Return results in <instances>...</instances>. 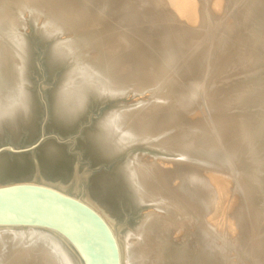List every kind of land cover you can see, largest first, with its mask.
I'll return each mask as SVG.
<instances>
[{
    "label": "rangeland",
    "instance_id": "1",
    "mask_svg": "<svg viewBox=\"0 0 264 264\" xmlns=\"http://www.w3.org/2000/svg\"><path fill=\"white\" fill-rule=\"evenodd\" d=\"M149 1L153 3L156 0ZM217 1L195 0V2H197L195 13L197 19L195 21L189 19V16L186 14L182 15V13L173 10L167 2L166 6L169 5L168 10L171 11L174 18L171 17L169 21L159 20L157 22L159 29L171 27L172 31H170L171 29L168 30L170 34L165 31L167 32L165 34L163 30H160V34L157 35L159 38H156L163 40L164 37L171 36L170 44L172 45L176 44L177 39L182 38V46L188 47L186 48L188 50L187 56H196L198 61L197 64H201L202 68H204V70L201 71L202 73H199V76L204 75L205 72L207 73V75L201 76L199 80H205V83L211 81V85L208 88L212 89V96H207L206 99L213 101L214 105L209 110L204 106L205 97H202L200 94H197L195 100L182 104L183 106H173L174 97L181 92V97L185 98L187 94V92H184L186 91V86L193 80L192 78L197 79L198 76L193 75L190 77L191 75H185L182 79L180 77H175V75L172 79L169 78V76H159V74L163 72L160 69L161 67H159L160 65H158V63H161V61H159L161 58H159L160 56L156 51L146 44L147 41L152 40V37L140 38V36L132 31L131 27L120 26L118 24L119 19L116 17L117 14L114 12L115 10L113 11L112 9L111 11V9L105 8L101 1H99L97 5V2L92 3L90 0H0V39L4 43L5 50H3V52L9 55L13 52V49H15L14 43L10 40L11 32H16V34L21 35L23 39L26 37L24 41L25 43L27 41V53L30 55L29 62L27 63V67H30L28 72H26L27 80L29 84H31L30 86L37 99L38 108L41 110L38 116L37 136L30 137V132L23 133L16 140L13 139L12 135L7 133V136L5 135L4 138L0 139V157L7 156L13 159L24 157L25 159L31 160L34 165L36 164L34 166L35 170H40V158L42 157L43 146L48 143H56L58 146L64 147L67 155L76 160L77 163V167L75 166L72 170V175H70L71 184L69 187H62L54 182L45 180L40 175V171L26 178L12 177L5 183L0 184V187L16 184H35L55 189L86 203V192L92 179L99 174L112 173L117 164L123 161L125 157L108 165L94 167L90 161L85 159V153L81 148V144L86 142L88 134L93 132L96 124L103 117H106L109 112L121 110L123 108L124 110H131L139 119L134 121L138 128L142 129V127L148 123V126L146 125L145 128H150V135L157 136L158 138L161 137V140L163 139V141L168 143L171 142V144L172 142L175 144L177 143L176 145L181 149L194 150L193 153H195V156L189 158L194 163L189 162V164L197 166V175H203L204 180H202V182L205 181L204 183L200 182L196 187L192 185L195 191L190 189V184L193 183L189 181H185L183 183V189L181 188V190H179L178 187L182 184L181 180L168 178V175H170L168 171L171 172L170 169L163 171H158L156 169V172L154 170L155 173L153 172V174L155 178H152L151 185L153 184V186H155V189H153L156 190L157 193L160 189L158 194H163L167 197L170 195L174 197L175 195L176 201L182 203L185 212L188 210L186 202L191 201L190 191H192L196 204L191 205H194L197 209L199 208V224H191V216L189 217V215L187 216L183 213L185 216L183 217L182 211H179L178 214H182L183 217H181L180 221L184 223V221L187 220L189 225L191 224L193 227L190 226L191 229H189L187 227L188 223L185 222L187 225L184 223L185 225L180 227L181 232L180 229L175 232L176 235H178V239L185 240L186 237V240H188L189 237H191V242H197L196 244L198 247L191 253V257L196 260L195 264H264V183L261 182L262 179V181H264V173H262L264 172V170L262 171V169H264V164H262L264 163V0ZM24 5L26 7H24ZM73 6L75 8H72ZM94 7L98 8H95V11L92 12L91 10ZM210 10L216 15H212ZM66 11L70 12V14ZM82 11L87 12V15L80 16ZM177 12L180 14H177ZM205 14L210 17L205 16ZM65 15H67L68 18ZM100 16L103 18L102 21L96 22L95 20H99ZM204 18L206 20H204ZM213 18L214 21L212 20ZM208 20H210L209 23ZM204 24L207 26V29ZM45 27L59 32L57 36H60H56V40L64 43L68 42L72 50L80 49L79 52L81 51L85 58L83 59L93 64V70L102 72L109 67H113L117 72L115 79L118 81L119 91L122 92L118 94V97L116 96L114 99H108L103 104L91 108L86 118L80 121L81 125L79 122L78 125L67 134H61L53 129H49L51 123L50 94L56 89L59 81V73L58 71L51 72L48 69L47 64L50 58V42L41 41L37 34L39 29L45 30ZM173 28H175V31ZM203 30H207L206 34L202 33L204 32ZM176 31L178 32L176 33ZM183 32L186 33L183 34ZM198 34L201 35L198 37ZM193 35L197 37L194 38L192 37ZM185 42L186 45L184 44ZM240 48L242 49L240 51L242 55L240 54L241 56L239 58L237 57V52ZM163 52L162 56L171 54V51ZM256 55L258 56L257 59L260 60L261 58L263 61L257 60V63L254 64V62L251 61V57L253 58V56ZM181 64L182 63L177 62L176 67H180ZM205 66L207 69H205ZM251 89L256 90V97L253 95V92L250 91ZM160 90H162V93ZM116 91L118 90L116 89ZM155 112H159L160 114ZM155 114L156 116L154 117ZM161 114L166 115L167 122H162L160 118H157V116L160 117ZM225 125L227 126L225 136L227 143L230 145L226 144L230 148L225 150V154L227 156L232 154V157L231 155L228 157L233 159L232 161L235 165L239 164L238 161L239 159L241 161V157H244L243 159H247V161L252 159L253 161H250L251 163L248 162L249 165H251L249 166L248 173L241 171V169L239 170L238 166L233 168L231 164H227L228 167L223 165V160L217 154L215 156L218 159L216 162H213L216 165H206L203 161L208 157L209 149H212L217 144L216 140L220 139H217V136L213 135L214 127L223 128ZM170 128H172V130ZM251 129H254V131L252 132ZM181 133L185 134L182 135ZM204 133L207 134L209 138L199 140ZM180 135L185 137L181 136V139ZM250 137L256 139L253 141L254 147L252 146L255 154L253 151L249 150V142L247 139ZM230 149L232 151H229ZM247 154L249 158H247ZM251 154L257 156L253 157ZM260 157L261 160H258ZM214 165L215 167H213ZM199 168L204 169L205 172H202L203 170L201 171ZM253 168L254 170L252 173ZM190 169L191 168L187 166V168H184L181 172L186 175ZM209 169H213L214 174L212 173L213 170L210 171ZM238 171L240 174L242 172L246 175V177L242 175L244 180L241 178L242 176L240 177L241 179L239 178ZM255 174L256 176H254ZM258 176H260V178ZM245 179L247 180L245 181ZM176 182L177 184L175 185ZM156 183L158 185H156ZM203 185L204 187H202ZM204 190H206V192ZM172 192H176V194ZM261 193L263 194L261 195ZM251 199L255 201L253 202ZM209 201L214 203L209 212V216H213L211 220L213 228H210L211 225L205 222L204 217H202V211H205V205ZM148 209H150V206ZM184 230L188 232V236ZM205 239L208 240V243ZM202 240L206 241V244H204ZM209 241H212V243L210 244ZM0 248L3 255L13 252L12 244H8L5 247L0 245ZM217 250L220 252L215 255L214 253ZM137 251H139V254H137L135 264H142L147 259V254L143 251L140 252V248ZM5 263L8 264L7 262ZM171 264H174V262Z\"/></svg>",
    "mask_w": 264,
    "mask_h": 264
},
{
    "label": "bare ground",
    "instance_id": "2",
    "mask_svg": "<svg viewBox=\"0 0 264 264\" xmlns=\"http://www.w3.org/2000/svg\"><path fill=\"white\" fill-rule=\"evenodd\" d=\"M90 1H92V3L97 2V5L98 2L101 1L105 8H109V10L111 9V11L112 9L113 11L115 10L114 12H116L115 14H117L116 17H118L119 19L118 24L120 26L131 27L132 31L138 36H140V38L152 37L151 38L152 40L147 41L146 44L149 45L154 51H156L157 54L160 56L159 58H161V60H159L161 61V63H158V65H160L159 67H161L160 69L163 72L159 74V76H163V77L169 76V78L171 79L174 75L175 77L177 78L180 77L181 79L185 75H191L190 77H192L193 75L198 76L197 79L192 78L193 80L189 82V84L186 86V91L184 92H187V94L185 98L181 97V92H179V94L176 97H174L173 106L175 107L183 106L182 104L189 103V101L191 100H195L197 94H200L202 95V97H205L204 106L209 110L212 108L214 102L210 101L209 99H206L207 96H212L213 91L212 89L208 88L211 85V81L205 83V80L202 81L199 80L201 76L207 75V73L205 72L204 75L199 76V73L203 71L204 68H202L201 64L200 65L197 64L198 62L197 57L196 56L190 57L189 55L187 56L188 50L186 48L188 47L182 46L183 43V40H181L182 38L177 39L176 44L172 45L170 44L171 36H166L164 37L163 40L158 39L159 37L157 36L161 32L160 30H163L164 33L166 34L167 32H169L168 30L171 29V27L170 28L164 27L163 29L161 28L159 29L157 26V22L159 20L169 21L171 20V17H173L171 11L168 10L169 5L172 7L173 10L182 13V15L186 14L187 16H189V19L195 21L197 19V16L195 14L197 2H195V0H156V1L154 0L155 2L153 3L149 0H90ZM228 2L230 1L228 0ZM166 3L169 5L166 6ZM17 5H21V4H17ZM24 7L26 6L24 5ZM72 8L75 7L73 6ZM95 8L98 7H94L91 11L92 12L95 11L94 10ZM66 12L70 14V12L68 11ZM178 12L177 14H180ZM211 14L214 15L212 11ZM86 15L87 12L84 11H82L80 14V16H86ZM65 16L67 17V15ZM205 16L210 17L207 14H205ZM102 19H103L102 16H100L99 20H95V21L101 22ZM204 20L206 19L204 18ZM210 20H208V23ZM212 20L214 21V18ZM205 24L204 26H206ZM173 29L175 31V28ZM170 31H172V29ZM177 32L178 31H176V33ZM186 32H183V34ZM206 32L207 30H205L202 33L206 34ZM58 33H59L58 31L51 30L48 27H45V30L39 29L37 32L41 41L50 42V46H49L50 58L47 64L48 69L51 72L58 71L59 73V81L56 86V89L53 90L50 94L51 123L49 129L50 130L53 129L61 134H67L71 132L78 125L80 121L86 118L91 108L99 104H103L108 99L111 98L114 99V97L116 96L118 97V94L122 92L119 91L118 81H116L115 79L116 77L115 75L117 72L113 67H109L106 70L102 69L103 70L102 72L93 70V64L89 61L84 60L85 59L84 55L81 53V51L79 52L80 49L75 50L73 48L74 50H72L69 47L70 44L68 42L64 43V42H60L59 40H56L55 37L57 36ZM14 34H16V32L14 31L10 33V40L12 41V43H14L15 49H13V52L9 55L3 52V50H5L4 43L0 39V139L4 138V136L7 133H9L10 135H12L13 139L17 140L18 137H20L23 133L30 132L29 133L30 137L37 136V127H38L37 125L39 120L38 116L41 110L40 108H38L37 99L30 86L31 84H29L27 80L26 72H28L30 68L27 67V63L29 62L28 60L30 55H28L27 53L28 51L27 50L28 46L26 47L27 41L26 43L24 41L26 37L24 36L25 38L23 39L21 35L19 34L14 35ZM168 34H170V32ZM199 35L201 34H198V37ZM59 36L60 35H58L57 37ZM192 37L195 38L197 36L193 35ZM184 44L186 45V42ZM241 48L237 52V57L239 58L242 55L240 53V51L242 50ZM163 51H171L170 52L171 54L162 56V53H164ZM257 57H258L257 55L253 56V58L251 57V61H253L254 64L257 63V60L263 61V59L260 58L259 60L257 59ZM177 62L182 63L180 67H176ZM205 69H207L206 66ZM116 89L119 92L116 91ZM161 91L162 90H160V92ZM250 91L253 92V95L255 97L257 96V92L255 89H251ZM159 112H155V113H159ZM133 113L134 112H132L131 110H124V108L121 110H116V111L114 110L112 112H109V114L106 115V117H103L96 124L93 132L88 134L86 142L81 144L82 146L81 148L84 150L85 153V159L90 161V163L94 167H101L103 165H108L122 157H125L123 161L117 164L116 168L112 173L99 174L94 179H92L91 183L89 182L90 186H88V190L86 192L87 194H86L85 202L87 205L93 208L98 214H100V216L107 222V224L113 230L120 249L121 264H135L137 254H139V251H137L139 248H140V252L143 251L144 253L147 254L146 255L147 259L142 264H171L172 262H174V264H195L196 260L191 257L192 256L191 253L193 252V250H196V248L198 247V245L196 244L197 242L196 243L191 242L190 241L191 237H189V239L187 237L188 240H186L185 236H184L185 240H181L180 238L179 240L178 235H176L175 232L176 230L180 229V227L185 225L186 224L185 222H187V220L184 221L185 223L184 224L182 223V221H180L183 213L186 214L187 216L189 215V217L191 216L190 217L191 224L192 223L195 224L197 223V225L199 224V212H198L199 208L197 209V207L195 208L194 206L196 202L194 201V196L192 191L193 190L195 191V189L193 188L194 186L196 187L200 182L204 183L205 181L202 182V180H204L203 175L201 174L197 175V166H193L189 164V162L194 163L192 160L189 159L195 156L194 155L195 153H193L194 150L192 151L190 149H185V148H183L184 149L183 150L176 145L177 143L175 144L172 142L171 144V142L168 143L166 141H163V139L161 140V137L158 138L157 136L150 135L149 133L150 128L148 127L145 128L146 125L148 126V123L146 125L142 124L144 125V127L141 126L142 129L138 128V126L134 123V121H137L139 119ZM155 116L156 114L154 115V117ZM157 118H160L162 122H167L166 115L161 114L160 117L157 116ZM226 127H227L226 125L223 128L214 127L213 135L217 136V139L218 138L220 139L218 140L215 139L217 141V144L212 149H209L208 157L205 158L203 161L206 163V165L215 164L213 162L217 161L218 158H216L215 156L217 154L223 160L224 163L223 165L227 166V164H231L233 168L238 166L239 170L241 169V171L248 173L249 166H251L249 165V163L253 161L252 159L250 160L251 161L250 162L247 161V159H243L244 157L243 158L241 157V161L240 159L238 161L239 164L235 165V163L232 161L233 159H230L228 157L230 155L232 157V154L228 156L225 154L226 153L225 150L230 148L229 147L230 145L229 143H227V139L225 136ZM170 129L172 130V128ZM251 131L253 132L254 129H251ZM182 135H180V138ZM200 138L201 139L199 138L198 139L205 140V138H209V136L204 133L203 136ZM255 140L256 139L253 137L247 139V141L249 142L248 146L250 151H253L254 149L252 148V146L254 147L253 141ZM226 144H228L229 146ZM43 147L44 148L42 149V157L40 158V163H41L40 170H35L34 166L36 164L34 165V163L31 160L25 159L24 157L17 159L9 158L7 156L0 157V184L5 183L12 177L26 178L33 176L34 174L37 173V171H40V175L45 180L54 182L62 187H69L71 184L70 175H72L73 173L72 170L75 168L77 164L76 160L70 158L66 153V149L64 147L58 146L56 143H48ZM229 151L232 150L230 149ZM254 156L257 155H253V157ZM247 158H249V156ZM258 160H261V157ZM215 165L213 167H215ZM187 166H189L191 169L186 175H184L182 174L181 171L184 170V168L186 169ZM156 169L158 171L170 169L171 172L168 171L170 175L167 174L168 178H172L173 180H181L182 184L179 185L178 187L179 190H181V188L184 185L183 183L185 181H189L193 183L190 184V189H192V191H190L191 201L186 202V206L188 209L186 210V212L182 207V203L176 201L175 195H174L175 198L171 197L172 195L167 197L166 195L158 194L160 192L159 191L160 189L158 190V193L156 190H154L155 186H153V184L151 185V182H152V178L153 177L155 178L153 172L154 170L156 172ZM253 170L254 168L252 169V173ZM263 170L264 169H262V171ZM201 171L205 172L204 169H201ZM212 173L214 174V170ZM242 175H244L242 172L241 174L239 173L238 174L239 178ZM244 176L246 177V175ZM254 176H256V174ZM258 177L260 178V176ZM241 178L243 179L244 177L242 176ZM246 180L247 179H245V181ZM262 180L261 182L264 183V181ZM177 182L175 183V185L177 184ZM156 185L158 184L156 183ZM202 187H204V185ZM204 191L206 192V190ZM172 193L176 194V192H172ZM263 193H261V195ZM252 201L254 202L255 200ZM191 204L194 205L192 206ZM213 205L214 203L212 201L207 202L205 205V211H202L203 212L202 217H204L205 222H208V224L211 225L210 228H213V225L211 224V220L213 216H209L210 215L209 212L211 211ZM149 206L150 209H148ZM179 211H182L181 215L178 214ZM184 214L183 217H185ZM187 223H188L187 227L191 229L190 226L192 225L191 224L189 225V222ZM185 233L187 235L188 232L185 231ZM203 242L204 244H206L205 243L206 241ZM209 242L210 244L212 243V241ZM8 244H12L13 252H9L7 253V255H3L2 252L0 251V264H6L5 262H7L8 264H83V261L81 260L80 256L77 254V252L72 248V246L68 242H66L62 237L48 230L34 229V228H0V245H2V247H5ZM219 252L220 251L217 250L214 254L215 255L219 254Z\"/></svg>",
    "mask_w": 264,
    "mask_h": 264
},
{
    "label": "water",
    "instance_id": "3",
    "mask_svg": "<svg viewBox=\"0 0 264 264\" xmlns=\"http://www.w3.org/2000/svg\"><path fill=\"white\" fill-rule=\"evenodd\" d=\"M0 228L48 230L68 242L83 264H121L116 236L100 214L49 187H0Z\"/></svg>",
    "mask_w": 264,
    "mask_h": 264
}]
</instances>
